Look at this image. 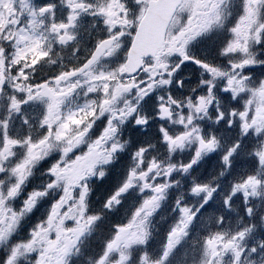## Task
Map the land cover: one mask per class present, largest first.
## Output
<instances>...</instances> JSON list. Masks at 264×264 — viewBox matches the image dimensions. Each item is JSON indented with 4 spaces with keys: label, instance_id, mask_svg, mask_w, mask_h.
I'll use <instances>...</instances> for the list:
<instances>
[{
    "label": "snow or ice",
    "instance_id": "1",
    "mask_svg": "<svg viewBox=\"0 0 264 264\" xmlns=\"http://www.w3.org/2000/svg\"><path fill=\"white\" fill-rule=\"evenodd\" d=\"M0 264H264V0H0Z\"/></svg>",
    "mask_w": 264,
    "mask_h": 264
}]
</instances>
